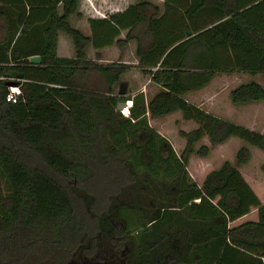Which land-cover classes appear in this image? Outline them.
Wrapping results in <instances>:
<instances>
[{"label":"trees","instance_id":"1","mask_svg":"<svg viewBox=\"0 0 264 264\" xmlns=\"http://www.w3.org/2000/svg\"><path fill=\"white\" fill-rule=\"evenodd\" d=\"M78 1L0 0V264H264L247 145L205 170L228 136L264 151L250 106L264 105V0H135L87 16L88 33L68 21ZM58 30L71 55L56 53ZM129 39L153 91L118 93L125 66L85 53ZM218 71L250 75L227 89L234 119L189 99ZM163 116L180 146L149 122Z\"/></svg>","mask_w":264,"mask_h":264},{"label":"rangeland","instance_id":"2","mask_svg":"<svg viewBox=\"0 0 264 264\" xmlns=\"http://www.w3.org/2000/svg\"><path fill=\"white\" fill-rule=\"evenodd\" d=\"M86 1V0H85ZM120 0H92L89 2H84V0H79L80 9L83 13V15H74L73 19L74 22L81 25V23L84 21V15H97L98 13H104V11H108V8L111 7H117L120 2ZM135 1V0H134ZM155 2H160V0H150ZM100 3L102 6H100ZM161 3V2H160ZM83 5V6H81ZM98 11V13H97ZM101 11V12H100ZM65 33V32H64ZM66 34V33H65ZM64 34V35H65ZM63 36V35H62ZM60 34L59 37V51H57L59 54L64 53L68 54L71 52V42L69 39L65 40L63 39ZM66 37V36H64ZM100 55L99 57L94 56V48L89 46L86 47L87 56L93 58L95 61L100 63H106L109 61H116L120 64H123L125 66V70H123L120 73V82L122 81L121 87H124L126 89V93H130V87L133 88L136 85H139L138 88H143V85H152V88H145V90L153 91L155 89V86H153L152 83H147L148 80V73H143L138 66H136V62H134V56L132 53V48L130 46L125 48V50H120L121 53L118 52L117 47L114 45H111V47L107 48H101L100 49ZM255 78H260V75L257 74L254 76ZM142 78V85L140 83V80ZM250 78V75L245 72H216L210 80L200 89V92L195 91L192 96L189 95L190 100H197L201 102V105L205 108H208L212 112H215L220 115H224L227 117H230L234 119L233 113L236 108V104H232L230 102L227 89H229L231 86L236 84L239 81H245ZM147 85V86H148ZM119 85L114 84L113 89L116 91L118 90ZM137 88V89H138ZM151 89V90H150ZM128 101V99H125ZM261 101V100H259ZM259 103V102H258ZM254 104V105H253ZM240 106V105H239ZM250 106L257 110V116L258 119L255 123V128H258V130H263L262 127L259 128L261 125L264 126V105L259 103H251ZM242 106H240L241 108ZM121 110L126 113L127 109L125 106L121 108ZM242 110V109H241ZM237 121H240L242 123H246L250 125L252 123V118L247 119H240L237 116L235 117ZM173 117H157V118H150L149 122L151 124H155L157 122L163 121L162 125L165 124V134L169 136L172 145H176L177 147L180 146L181 142L176 141L179 140L178 133L176 131V128L178 124H174L172 121ZM169 133L172 136H170ZM176 141V144L174 143ZM200 142L207 143V140L205 138H201ZM245 143L249 149L250 158L248 161L239 167L242 174L246 176V178L253 182L254 180L264 184V151L257 148L256 146H253L251 144H248L244 142L241 138H238L236 136H228L224 141L217 143L215 145H210L209 151L206 154V166L205 170H207L209 167H213L218 165L224 158L226 159H233L235 149L239 144ZM189 172L194 174V165L189 164L188 166Z\"/></svg>","mask_w":264,"mask_h":264},{"label":"crops","instance_id":"3","mask_svg":"<svg viewBox=\"0 0 264 264\" xmlns=\"http://www.w3.org/2000/svg\"><path fill=\"white\" fill-rule=\"evenodd\" d=\"M89 1H92V0H84V2H89ZM162 0H160V2H161ZM120 2V4L117 6V7H111V8H108V11L106 12V11H104V13L102 12V13H98V11H97V15H84V21L81 23V25H79V24H77V23H75L74 22V19H73V16L74 15H83V13H82V11H81V9H80V6H78L79 5V1H78V5H77V14H74V13H71V14H69L68 15V21H69V23L71 24V25H73V26H75V27H77V28H79L82 32H84V33H88L89 32V27H88V23H87V20H86V17L87 16H104V15H106L107 13H109V12H111V11H114V10H120V9H122V8H124L128 3H131V2H134V0H120L119 1ZM158 3V2H155V1H153V3H155V4H157L158 6H159V8H161L162 7V5H161V3ZM103 5V4H102ZM101 5V3H100V6H102ZM81 6H83V5H81ZM101 12V11H100ZM123 31V30H122ZM122 31L120 32V34H119V36H122ZM60 34H61V36H62V38L63 39H65V40H67V39H69V41H70V38H69V36L67 35V34H65L63 31H61V30H58L57 31V33H56V47H55V51H56V53L57 54H59L57 51H59V37H60ZM65 34V35H64ZM64 36H66V37H64ZM71 42V41H70ZM111 45H115L116 47H117V49H118V52L119 53H121V51L120 50H125V48H127V46L129 47L130 46V48H132V53H133V56H134V62H136V56H135V54H134V46H135V44H134V41L132 40V39H129L124 45H122L121 47H119L118 45H116V44H114V43H112V44H109V45H104V46H102V47H100V48H98V51H99V55H100V49L101 48H107V47H111ZM88 46V44H86L85 45V53H86V55H87V52H86V47ZM89 46H91L90 44H89ZM92 47V46H91ZM95 50V49H94ZM72 52H73V49H72V43H71V52H69L68 54H62V53H60L59 55H71L72 54ZM140 83H141V85H142V83H143V81H142V78H141V80H140ZM138 86L139 85H136V86H134L133 88H131L130 87V94L131 93H133V92H135V91H137V90H140L139 88H138ZM153 86H155V85H153ZM138 88V89H137ZM145 88H152V85H143V88H141V90H144ZM155 88H156V86H155ZM151 90V89H150ZM155 90V89H154ZM152 91V90H151ZM150 92V91H149ZM195 101H197V100H195ZM127 103H128V105H129V103H130V99H128V101H127ZM127 105V106H128ZM254 120L256 121L257 119H255L254 118ZM253 121V120H252ZM246 124V123H245ZM246 125H248V124H246ZM251 126L252 125H254V124H250ZM239 167H240V165H239Z\"/></svg>","mask_w":264,"mask_h":264},{"label":"water","instance_id":"4","mask_svg":"<svg viewBox=\"0 0 264 264\" xmlns=\"http://www.w3.org/2000/svg\"><path fill=\"white\" fill-rule=\"evenodd\" d=\"M28 59H29V61H31V62H37V61L39 60V56H38V54H32V55H30V56L28 57ZM6 83H7V84H12V83H14V82H13L12 80H7ZM123 90H124V87H119V88H118V93L122 94ZM127 105H128V103H127V101H126L125 99L118 98V99H116V102H115V109H118V110H120L121 112H123V111L121 110V108H122L123 106H125V108L127 109ZM123 113H124V112H123Z\"/></svg>","mask_w":264,"mask_h":264},{"label":"built area","instance_id":"5","mask_svg":"<svg viewBox=\"0 0 264 264\" xmlns=\"http://www.w3.org/2000/svg\"><path fill=\"white\" fill-rule=\"evenodd\" d=\"M19 91V86L15 82L12 84H7V90L4 93V98L7 100H14L17 97Z\"/></svg>","mask_w":264,"mask_h":264}]
</instances>
